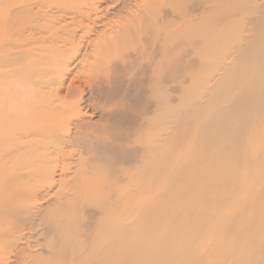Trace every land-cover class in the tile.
Segmentation results:
<instances>
[{
  "label": "bare ground",
  "instance_id": "bare-ground-1",
  "mask_svg": "<svg viewBox=\"0 0 264 264\" xmlns=\"http://www.w3.org/2000/svg\"><path fill=\"white\" fill-rule=\"evenodd\" d=\"M0 264H264V2L0 0Z\"/></svg>",
  "mask_w": 264,
  "mask_h": 264
},
{
  "label": "rangeland",
  "instance_id": "rangeland-1",
  "mask_svg": "<svg viewBox=\"0 0 264 264\" xmlns=\"http://www.w3.org/2000/svg\"><path fill=\"white\" fill-rule=\"evenodd\" d=\"M259 1V4H262L263 2H264V0H258ZM236 4H237V2L235 1V2H231V12L232 11H234V9H235V7H236ZM234 14V13H233ZM233 18H234V20H233V22L231 21V33L233 34L234 32L235 33H237V32H239V30H240V28L242 27V26H244V29H246V28H248L249 27V25L247 24V14L246 13H244V12H238V13H235V15L233 16ZM234 21H240L241 22V27L240 28H234ZM232 34H231V60H233L234 58H235V53H234V51H235V44L237 43V42H235V41H233V39H232ZM248 34H250V31H247V30H245V31H243L242 32V34H240V35H242V36H240L239 37V42H244V41H246V39H247V35ZM243 40V41H242ZM229 41L228 42H226V43H224V45L225 46H229ZM185 48H188V47H185ZM140 50V49H139ZM149 53H146V52H142V50H140L139 51V55H140V58H142V60H146V58H147V55H148ZM195 57H197V54L196 53H190V54H187V56H186V60H187V62H188V60H191V59H194ZM142 69H141V65L139 64L138 65V67L136 68V70L133 72V73H131V75L130 76H133V75H136V77L137 78H140V77H142V76H144V75H142L141 73H140V71H141ZM124 77H126V75L124 76ZM135 77V78H136ZM236 93V91H234L233 92V94H235ZM123 98V96H121V98H119L117 101H119L120 99H122ZM110 107H114L113 105L112 106H109V108ZM98 118V116L96 115L95 116V119H97ZM238 200V199H237ZM239 201V200H238ZM231 202V201H230ZM229 202V203H230ZM228 203V204H229ZM223 213H231V203L229 204V205H227L225 208H223V211H222ZM231 215V214H230ZM38 238L40 239V241H41V244H46V238L44 237V235H42V234H39L38 235ZM33 249V248H32Z\"/></svg>",
  "mask_w": 264,
  "mask_h": 264
}]
</instances>
